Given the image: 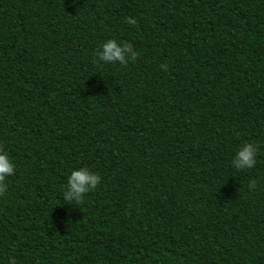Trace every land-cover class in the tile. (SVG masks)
Wrapping results in <instances>:
<instances>
[{"label":"trees","instance_id":"1","mask_svg":"<svg viewBox=\"0 0 264 264\" xmlns=\"http://www.w3.org/2000/svg\"><path fill=\"white\" fill-rule=\"evenodd\" d=\"M0 150V264H264V0H0Z\"/></svg>","mask_w":264,"mask_h":264},{"label":"clouds","instance_id":"2","mask_svg":"<svg viewBox=\"0 0 264 264\" xmlns=\"http://www.w3.org/2000/svg\"><path fill=\"white\" fill-rule=\"evenodd\" d=\"M129 25L135 26V18H126ZM138 53L133 49L132 44L113 39L102 42L98 50L94 53V62H103L105 64L119 63L126 66L129 62L137 59ZM161 69L166 70V65L161 64ZM257 148L254 144L244 142L239 146L232 157L231 166L237 170H246L253 168L256 164ZM15 172V164L9 154L0 150V194L6 191V178ZM100 176L87 167H80L70 171L66 178V184L62 190V198L65 202L80 203L85 194L96 190L100 183ZM249 191L256 189V180H250L247 184ZM7 264H16L14 257H9Z\"/></svg>","mask_w":264,"mask_h":264}]
</instances>
